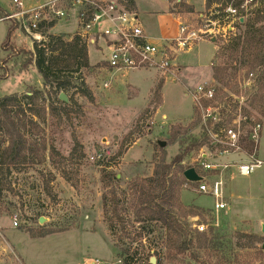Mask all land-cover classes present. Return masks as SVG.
I'll use <instances>...</instances> for the list:
<instances>
[{
	"label": "rangeland",
	"instance_id": "rangeland-1",
	"mask_svg": "<svg viewBox=\"0 0 264 264\" xmlns=\"http://www.w3.org/2000/svg\"><path fill=\"white\" fill-rule=\"evenodd\" d=\"M22 1L28 8L45 0ZM184 1L195 6L193 11L177 0H135L143 27L156 42L176 36L178 23L174 13L196 25V15L205 10V0ZM13 10V0H0V96L31 95L36 90L47 89L34 61V38L16 22L3 19ZM10 26L14 32L8 37ZM82 33L75 12L70 19H62L48 30V34L61 35L67 40ZM239 33L240 27L225 39ZM82 38L88 46L90 67L75 74L67 72L73 86L66 93L69 113L58 115L48 111L46 117H41V113L44 115L41 100L32 106L40 110L39 114L32 113L24 104V112L19 107L13 108L15 123L34 145V158L25 157L11 172L7 168L0 169V184L4 188L0 198V264H22L19 255L25 259V264H90L92 260L96 264H122L117 256L121 242L131 244L137 255L144 253L146 261L151 262L155 257L152 264H157L160 257L155 251L162 254L166 251L165 241L158 231L149 233L148 228H143L147 224L138 222L140 214L135 208L131 184L135 179L150 176L163 155L170 162L190 142L191 136L200 134V127L192 126L199 115L189 91L205 82L221 87L214 79L212 64L222 38L202 40L191 50L177 53L171 71L164 75L155 69L108 72L103 65L110 48L102 41L98 48ZM26 61L28 70L21 68ZM72 77H81L86 88L80 86L81 79L76 82ZM248 81L247 68L240 67L231 85L238 83L243 87ZM84 89L91 95L86 96ZM248 109L252 118L263 122L258 153L264 159V115ZM191 127L192 130L184 134ZM173 132L181 134L172 144ZM156 139L166 141L167 145L159 147ZM52 145L64 157L51 155ZM121 151L122 154L112 160V166L107 167L120 181L108 184L102 165H96L91 157L102 153L107 159ZM197 157L198 153H190L185 165L192 166ZM238 157L245 156L240 153L220 159L233 163ZM200 171L208 181L223 179L226 208L215 213V198L196 191L194 183L182 186L178 197L180 208L176 211L183 221L189 224L196 221L204 224L208 233L216 232V238L220 239L218 246L226 241L234 243L210 255L203 251L202 259L209 264H264L260 242L250 248L235 245L237 238H241L240 233L264 236L255 233L262 231L264 223V165L249 176L240 175L233 166L223 171ZM180 174V168L175 166L171 178ZM113 192L120 200L118 217L112 203ZM105 196L107 206L103 202ZM40 217L46 219L43 224L39 222ZM152 227L155 228V224ZM30 233L51 235L33 241ZM103 238L108 243L102 242ZM247 240L244 237L241 242L245 244ZM225 252L228 257L224 256ZM150 253L152 256L148 257ZM165 264L197 263L170 260Z\"/></svg>",
	"mask_w": 264,
	"mask_h": 264
},
{
	"label": "trees",
	"instance_id": "trees-1",
	"mask_svg": "<svg viewBox=\"0 0 264 264\" xmlns=\"http://www.w3.org/2000/svg\"><path fill=\"white\" fill-rule=\"evenodd\" d=\"M213 2L214 0H206V5L210 6ZM178 3H182V0ZM132 6L134 7V3L131 1L130 7L132 8ZM188 7L189 11H193V7ZM254 15L240 23L239 34L230 39L221 37L222 44L216 50L217 52L214 56L216 60L214 59L212 65L214 66V79L219 85L221 84L220 88L219 86L217 87L219 100L224 104V107L221 109V115L224 117L226 115L233 116L234 114V116L233 118H223L222 122L214 127L215 129L219 124L222 126L232 124L239 108V101L229 93L246 98V107L243 105L242 109L243 113L249 118V121L251 120V124L260 119H251L249 107L264 115V12L259 11ZM53 25L54 23H51L50 26ZM13 32L14 29L10 26L8 37L12 36ZM36 43L34 61L36 68L44 79L45 88L48 90L39 89L31 95L26 93L24 95L8 94L0 96V169L7 168L9 172L12 169H16L17 164H20L25 157L28 159L34 158L32 156L34 145L29 142L21 126L15 123L12 116L13 108L19 107V110L22 109L21 112H24L26 110L23 108L24 104L29 107V111L39 114L38 111L40 112V110L37 111L32 106L41 100L42 106L40 108L44 113V115L40 114L41 117H46L48 111L51 114H68L69 104L61 101L59 97L62 92L68 93L73 87L70 79L71 76L67 75V72L75 74L79 73L83 68L90 67L88 46L79 34H76L70 40L65 39L61 35L49 34L45 41ZM27 65H29V62L26 61L21 68L28 70ZM240 67L247 68V78L249 81L245 85L246 87H239L238 83H235L237 86L231 85L232 79L237 76ZM251 74H253V77L249 78ZM72 78L76 82L81 79L80 86L82 87L83 85L86 88L85 81L81 77ZM50 93L55 94L56 97L53 98ZM84 94L86 96L91 95L88 89H84ZM197 125L200 127V134L198 136H191L190 142L170 162L163 155L155 164L150 176L135 179L131 184L135 196V208L140 214V217L137 219L138 222H145L147 225H144L143 228H148L149 233L155 230L158 231L161 239L165 241L166 251L163 254L162 252L155 251V254L160 256L157 264H165V261L170 262V260L182 263L192 261L197 264H209L206 259H202L203 251L207 252V255H210L213 254L214 250L225 249L228 246L232 247L234 244L233 241L232 243L231 241H226L223 246H218L216 243L220 242V239L216 238V232L212 230V232L208 233L207 231H199L193 228L191 224L183 221L176 211L177 208H180L178 197L181 188L183 185L189 183L184 177V171L186 168L191 167V165H185V158L192 152L199 153L205 145L211 146L207 132L200 126L199 117L192 126L194 128ZM189 130H192V127L186 130L184 134ZM179 134L181 133L173 132L170 143H175L180 136ZM247 134L242 141L247 150H252L253 142L249 139V130ZM50 150L51 155L64 157L54 145H52ZM121 154L122 151L107 159L103 156L101 159L94 160L96 165H102L104 180H107L108 184L120 181L117 174L107 171V167L112 166V160H116ZM175 166L180 168L181 174L174 179L171 178V174ZM197 171L204 175L198 168ZM64 173L68 175L66 171ZM2 190L4 188L0 184V198ZM106 198L105 196L103 199L105 206L108 205ZM112 203L114 205V212L118 217L120 200L116 192H113ZM194 214L197 215L198 213ZM153 224H155V228L152 227ZM49 234L51 233L42 235L30 233L32 238L44 237ZM239 236L241 238H237L235 244L237 248L254 247L255 242H260L262 244L260 251H264V236L245 233H240ZM244 237L248 239L245 244L241 242V239ZM118 248L117 256L122 261V264H133L136 261L142 262V264H152L149 260L146 261L144 253L137 255L138 253L136 254L132 250L131 244L121 242ZM216 254L218 253L216 252ZM227 254L228 252H225L224 256L228 257ZM151 256L152 253L148 254V257Z\"/></svg>",
	"mask_w": 264,
	"mask_h": 264
},
{
	"label": "built area",
	"instance_id": "built-area-1",
	"mask_svg": "<svg viewBox=\"0 0 264 264\" xmlns=\"http://www.w3.org/2000/svg\"><path fill=\"white\" fill-rule=\"evenodd\" d=\"M13 2L15 10L7 13L3 19L19 24L37 43L47 39L51 23L70 19L75 12L82 35L100 48L101 41L110 48L105 61L112 72L155 69L162 75L171 71L177 53L191 50L202 40L231 37L237 32L242 18L245 21L256 12H264V0H214L196 15V25L189 23V20L182 16L175 15L178 23L176 36L170 40L162 39L158 43L145 31L139 13L130 7V0H45L28 8L22 0ZM215 84L205 82L189 91L198 110L200 126L207 132L211 143V146L205 145L201 148L191 167L208 173L223 171L233 166L240 175L249 176L264 165V159L258 153L263 122L259 120L251 124L242 109V106L246 105V98L229 93L239 101V108L232 124H219L215 129L223 118H228L221 115L224 104L219 100ZM104 85L108 86V82ZM248 130L249 139L253 142L252 150H247L242 141L248 135ZM240 153L245 157H238L233 163L220 159L226 155L237 156ZM103 156L105 155L99 153L91 158L96 160ZM203 176L205 180L195 183L197 185L194 189L214 197V211L218 213L226 208L225 183L222 178L208 181L207 177ZM14 225H18L17 218ZM191 226L199 231L206 230L204 224L196 221Z\"/></svg>",
	"mask_w": 264,
	"mask_h": 264
},
{
	"label": "water",
	"instance_id": "water-1",
	"mask_svg": "<svg viewBox=\"0 0 264 264\" xmlns=\"http://www.w3.org/2000/svg\"><path fill=\"white\" fill-rule=\"evenodd\" d=\"M241 22H244L243 18L241 19ZM213 41H215V40H213ZM59 97H60L61 101L69 103V98H68L66 93L62 92ZM156 143L159 145V147H165L167 145L166 141L160 140V139H156ZM184 177L186 178V180L188 182H193V183H197V182H201V181L205 180V177L203 175L199 174V172L194 167L187 168L184 171ZM45 220H46L45 217H40L39 222L41 224H43L45 222ZM262 232L264 234V223H263ZM155 260H156V258L152 257L151 262L155 263Z\"/></svg>",
	"mask_w": 264,
	"mask_h": 264
},
{
	"label": "crops",
	"instance_id": "crops-1",
	"mask_svg": "<svg viewBox=\"0 0 264 264\" xmlns=\"http://www.w3.org/2000/svg\"><path fill=\"white\" fill-rule=\"evenodd\" d=\"M131 1L134 3V7L132 6V8L133 9H135L138 13H139V11H138V7H137V5H136V2H135V0H130V4H131ZM179 1H181V0H177V2H179ZM182 2L184 3V4H186L187 6H190V7H195L194 5H192V4H190V3H188V2H185L184 0H182ZM207 5H206V0H205V2H204V6H203V9L206 7ZM10 12H12V11H10ZM7 13H9V12H7ZM139 15H140V13H139ZM174 15H176L175 13H174ZM146 31V30H145ZM146 32H148V31H146ZM149 33V32H148ZM150 34V33H149ZM148 34V35H149ZM81 36H83V35H81ZM84 37V36H83ZM91 44H93V43H91ZM97 46V45H96ZM98 48H100L99 46H97ZM104 61H105V59H104ZM106 62V61H105ZM106 69H108L107 71L108 72H111V73H115V71H111V69L109 68V66H108V64H107V62L103 65ZM156 141V140H155ZM236 159V158H235ZM255 233H257V234H260V235H264L263 234V232L262 231H255ZM49 235H51V234H49ZM30 236V235H29ZM48 236V235H47ZM46 236H44V237H39V238H32L31 236H30V239L31 240H33V241H36V239H43V238H45ZM102 242H106V243H108L104 238H103V241ZM17 252H18V250H17ZM20 256V259H21V262H22V264H25L26 263V261H25V259L24 258H22L21 257V255H19ZM90 264H96L95 262H94V260H92V261H90Z\"/></svg>",
	"mask_w": 264,
	"mask_h": 264
}]
</instances>
